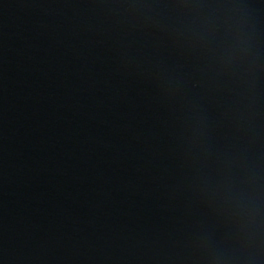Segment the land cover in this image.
<instances>
[{
	"label": "water",
	"instance_id": "95a60500",
	"mask_svg": "<svg viewBox=\"0 0 264 264\" xmlns=\"http://www.w3.org/2000/svg\"><path fill=\"white\" fill-rule=\"evenodd\" d=\"M0 264H264V0H0Z\"/></svg>",
	"mask_w": 264,
	"mask_h": 264
}]
</instances>
